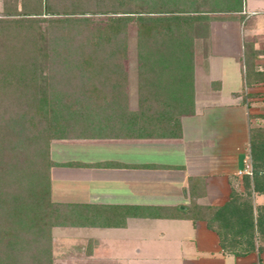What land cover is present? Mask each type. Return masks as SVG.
Returning <instances> with one entry per match:
<instances>
[{
  "label": "trees",
  "instance_id": "trees-1",
  "mask_svg": "<svg viewBox=\"0 0 264 264\" xmlns=\"http://www.w3.org/2000/svg\"><path fill=\"white\" fill-rule=\"evenodd\" d=\"M5 1L3 16L12 18L0 19V264H52L51 229L77 225L72 217L84 208L52 201L50 142L179 138V118L194 112L193 41L207 46L214 8L240 12L242 0H82L60 12L48 0H21L19 8L12 0L10 9ZM97 14L107 18L90 27ZM247 134L242 194L233 188L220 207L189 209L237 257L264 252V206L251 205L264 195V131L249 126Z\"/></svg>",
  "mask_w": 264,
  "mask_h": 264
},
{
  "label": "crops",
  "instance_id": "crops-1",
  "mask_svg": "<svg viewBox=\"0 0 264 264\" xmlns=\"http://www.w3.org/2000/svg\"><path fill=\"white\" fill-rule=\"evenodd\" d=\"M243 11L255 13L246 0ZM241 32L232 20L210 23L200 93L194 71V112L179 118V138L86 140L56 147L51 199L80 206L84 214L72 217L77 225L52 228V264H176L168 250L174 238L193 249L177 264H252L257 257L264 264V252L223 253L205 222L189 217L191 207L225 204L250 173V115L255 105L264 107V97L243 101L241 94L243 88L247 94L264 87H243ZM252 47L264 50V41ZM253 64L264 70V56ZM252 202L253 208L264 206V195H253ZM156 239L167 243L158 247L152 244Z\"/></svg>",
  "mask_w": 264,
  "mask_h": 264
},
{
  "label": "rangeland",
  "instance_id": "rangeland-1",
  "mask_svg": "<svg viewBox=\"0 0 264 264\" xmlns=\"http://www.w3.org/2000/svg\"><path fill=\"white\" fill-rule=\"evenodd\" d=\"M3 1V0H2ZM5 1V0H4ZM16 3H11V5H15L16 7L19 8L21 6L20 1L21 0H13ZM28 2L30 0H27ZM51 5L52 9L55 12H60L62 7L65 6L67 10H72L73 5L78 4L77 2L82 0H48ZM91 0H86L87 4L90 3ZM243 1L242 0V6H241V11L236 12V13H225L222 12L223 8L221 7H215V14H211L209 23H208V40H207V46H204L203 42L200 40H194L193 41V75L194 71H196V88L198 89L200 93V84L198 83V80L202 79V72L204 68V59L207 57L209 54V25L210 23L213 22H226V21H233L236 22L237 25L239 26V31L242 33L240 34V39H241V51L244 59V65L245 68L243 69V87L247 86L248 88H253V87H264V70L260 69V65L258 67H255L253 64V60L258 59V56L261 55V57L264 56V50L262 49H256L253 50L252 46L253 44L257 42H262L264 41V0H246L247 1V6L249 9L255 10V13H252L251 15H247L243 11ZM7 2H12V0H6ZM48 2V3H49ZM1 3V0H0ZM9 5L8 8L10 9V3H7ZM57 4V5H56ZM82 4V3H81ZM59 5V6H58ZM57 6V7H54ZM67 6V7H66ZM35 7V6H34ZM21 9V8H20ZM75 12H78L79 10L82 9H75ZM12 17H7L5 18L3 16L2 10L0 8V19L1 20H11ZM107 16L105 15H92L90 16L91 20V25L90 27H95L96 25H102L104 22V19H106ZM134 28L131 26L129 27L127 33V41H128V57L126 61V69H127V96H128V107L131 110H134L136 107V70H135V57H134V39H133V32ZM249 33H246V32ZM263 59V58H262ZM239 66L241 65L239 61H237ZM245 71V73H244ZM251 77V78H249ZM201 78V79H200ZM205 90V89H204ZM203 90V91H204ZM246 90L243 88V92L241 94L243 101L247 97L251 98H260L264 97V91H253L250 93L245 94ZM197 97H200L198 95ZM206 97V96H205ZM260 100H255L253 103L260 104ZM264 102V99H263ZM21 105L24 106V103ZM251 118L252 124L250 127L254 128L255 130H260L264 131V107L260 106H254L253 110L251 111ZM263 140L262 138L257 136V140ZM77 141H86V140H72V139H63V140H52L49 144V157L52 162H55L53 159V152L56 149V147H59L60 144L63 143H70V142H77ZM238 189L239 193L242 194V187L239 186L238 184ZM253 199V196L251 198V201ZM251 205L253 206V202H251ZM52 230V229H51ZM69 232V230L67 231ZM152 244H156L158 247L160 245H165L167 242L162 241V240H152ZM170 245V248H168L169 251H172L173 253L171 254L172 258L176 262H180L179 258L184 257L188 258L190 255L193 253L192 249V244L189 243L186 240H177V239H172L171 241L168 242ZM153 246V245H152ZM170 254H168V257Z\"/></svg>",
  "mask_w": 264,
  "mask_h": 264
},
{
  "label": "built area",
  "instance_id": "built-area-1",
  "mask_svg": "<svg viewBox=\"0 0 264 264\" xmlns=\"http://www.w3.org/2000/svg\"><path fill=\"white\" fill-rule=\"evenodd\" d=\"M238 174H240V173H238Z\"/></svg>",
  "mask_w": 264,
  "mask_h": 264
}]
</instances>
